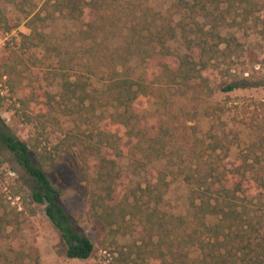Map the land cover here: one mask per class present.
Masks as SVG:
<instances>
[{
	"label": "trees",
	"instance_id": "1",
	"mask_svg": "<svg viewBox=\"0 0 264 264\" xmlns=\"http://www.w3.org/2000/svg\"><path fill=\"white\" fill-rule=\"evenodd\" d=\"M44 3L50 6L48 13L58 12L86 26L84 33L88 38L111 31L115 24L111 23V27L107 21L97 22L95 15L116 11L120 6V0H44ZM37 4L38 0H0V30L10 32L25 21L30 32L21 34L20 45L26 49L42 46L46 52L55 50L57 57L59 47L35 27L38 20L44 19L40 9L36 10ZM8 5L16 16L7 15ZM173 5L180 12L176 26L187 43L197 47L196 58L170 51L167 41L175 36L176 27L155 20L145 22L142 13L138 20L135 16L127 25L125 46L132 56L139 44L147 49L148 56L154 54L155 62L149 63L147 71L155 74L146 79L130 77L117 71L116 64L109 65L100 75L99 88L90 79L93 70L89 67L86 73L72 72L64 58L58 56L54 62L48 58L47 66L57 79L58 91L51 93L44 89L38 94L40 87H23L25 105L40 104L39 109L26 117L41 130L59 129L58 115L68 117L73 130L65 133L60 144L72 139L98 159L90 202L94 215L115 232L138 233L140 240L126 251L119 250L114 264H264L261 201L264 192L260 193L264 191V176L260 174L264 137L256 144L241 146L239 162L227 166L224 159L229 156L232 144L226 136L207 130L200 138L180 137L173 121L160 116L150 119L142 112L143 99L152 92L155 83L186 82L201 77L202 71L218 63L229 61L230 53L226 54L220 46L237 43L221 32L228 23H236V18L243 24L252 20L264 36V15H254L256 10H264V0H173ZM89 51L94 53L93 48ZM122 56L117 51L114 58L122 59L123 64ZM169 58L174 59V66L169 65ZM6 74L1 72L0 79ZM238 86L228 83L222 90L231 91ZM39 97L44 101H39ZM30 140L10 132L0 117V147L11 153L28 174L31 200L43 205L45 216L59 233L65 256L86 259L93 251V243L73 225L59 190L43 168L44 156ZM122 157H129L133 173L143 178L138 193L128 194L123 186L117 166ZM161 161L165 162L163 167L158 165ZM220 167L223 174L216 173ZM168 176L181 177L188 186L185 214L161 208L169 186ZM0 262L4 264L1 258Z\"/></svg>",
	"mask_w": 264,
	"mask_h": 264
},
{
	"label": "rangeland",
	"instance_id": "2",
	"mask_svg": "<svg viewBox=\"0 0 264 264\" xmlns=\"http://www.w3.org/2000/svg\"><path fill=\"white\" fill-rule=\"evenodd\" d=\"M38 9L44 19L36 22V29L46 33L50 42L59 47L58 56L68 62L72 72L86 73L87 67L92 69L90 79L99 88L102 87L100 75L109 65L116 64L117 71L130 77L146 79L154 73L147 71L149 63L155 62L154 54L148 56L147 49L139 44L132 56L125 46L127 25L135 16L138 20L142 13L141 19L145 22L155 20L176 27L175 36L167 41L174 54L188 53L196 58L198 53L197 47L187 43L176 26L180 12L174 7L173 0H120L116 11L107 10L95 15L97 22L107 21L111 27V23L115 24L111 31L104 35L97 33L95 38H88L84 33L86 26L58 12L48 13L47 10L51 9L44 0H38ZM6 12L8 16L17 15L11 5L7 6ZM258 14L264 15V10L254 12V15ZM236 19V23H228L221 32L226 38L233 37L237 43V46L233 43L220 46L226 54L230 53L229 61L218 63L202 71L201 77L186 82L155 83L152 92L143 99L142 108L150 119L160 116L173 121L180 137L192 139L195 135L200 138L207 130L226 136L232 144L229 156L224 159L227 166L239 162L241 146L256 144L264 137V36L252 20L243 24L239 17ZM200 20L204 22L202 18ZM29 32L25 21L10 32L0 30V73H7L0 79V117L10 132L31 139L42 153L44 170L52 185L59 190L60 200L70 213L73 225L92 241L93 251L86 259L65 256L59 233L45 216L43 205L30 198L28 174L11 153L0 147V258L4 264H114L119 250L126 251L132 243H140L138 233L115 232L94 215L90 202L96 185L98 159L82 145L74 144L72 139L60 144L65 133L73 130L71 119L58 115L60 128L55 130L49 127L38 129L28 121L26 115L39 109L40 104L26 106L23 87H40L36 91L38 94L44 89L51 93L58 91L57 79L52 75V68L47 66L48 58L52 62L57 60L58 56H54L57 51L46 52L42 46L22 47L21 34ZM90 48H93V54ZM117 51L123 55V64L122 59L114 58ZM168 61L174 66L173 58ZM228 83L239 86L223 91ZM260 156L264 158L263 153ZM130 161L129 157L117 160L121 181L128 194L138 193L137 187L143 186L142 176L133 173ZM164 163L161 161L158 165L163 167ZM217 172L223 174L222 167ZM260 174L264 176V164ZM167 180L169 186L161 208L170 213L185 214L187 184L181 177L168 176ZM262 199L264 203V197ZM253 202H257L256 197Z\"/></svg>",
	"mask_w": 264,
	"mask_h": 264
}]
</instances>
